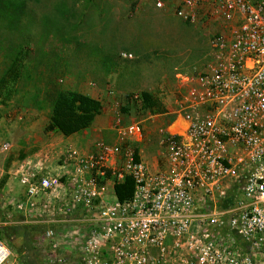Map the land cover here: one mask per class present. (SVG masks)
Here are the masks:
<instances>
[{"label": "built area", "instance_id": "obj_1", "mask_svg": "<svg viewBox=\"0 0 264 264\" xmlns=\"http://www.w3.org/2000/svg\"><path fill=\"white\" fill-rule=\"evenodd\" d=\"M149 2L207 30L209 47L196 70L175 75L165 112L183 127H156L158 165L141 155L142 121L123 122L115 112L114 142L96 138L90 150L67 145L56 161L60 173L44 167L46 150L43 159L33 152L14 164L23 194L14 207L31 209L44 198L52 210L56 202L60 219L72 223L73 264H148L153 251L167 250L182 251L190 264H264V0ZM126 98L141 110L140 95ZM8 149L0 143V153ZM125 176L132 193L119 202L112 185ZM55 235L44 231L49 243ZM6 256L0 242V263Z\"/></svg>", "mask_w": 264, "mask_h": 264}, {"label": "rangeland", "instance_id": "obj_2", "mask_svg": "<svg viewBox=\"0 0 264 264\" xmlns=\"http://www.w3.org/2000/svg\"><path fill=\"white\" fill-rule=\"evenodd\" d=\"M22 1L26 15L31 16L32 21L28 25H20L19 28L23 29L19 34L6 32L0 28V65L7 43L18 41L20 36L26 38L24 43L29 52V60L35 56L38 48L59 52L63 65L61 73L57 75V82L67 89L79 91L93 89L95 98L100 99L102 106L110 108L111 117L118 112L123 122L134 119L142 121L143 127L147 130L146 134L149 135L140 148L143 149V154L153 156L157 140L156 127L168 117L166 107L163 108V112L158 111L152 113L155 115L149 116L147 110L141 109V112L135 113L136 103L130 104L128 99L124 98L127 93L140 95L141 91H147L160 99L163 107L164 105L169 107L176 73H189L193 66L197 67L206 59L205 53L209 49L207 30L191 28L192 25L181 22L171 11L157 10L148 5L134 7L126 0ZM41 21H46L50 30L55 29L54 27L59 28L60 33H48L46 36ZM123 53L130 54V57H122ZM107 88L115 90V95H108ZM34 110L21 106L13 97L0 96V143L3 141L9 143V149L0 153V188L3 185L7 188V196L13 191L8 189L13 183L4 184L8 177L5 168L8 167L10 160L19 159L20 154L23 157L30 154L28 150L26 151L28 145L24 141L27 133L23 127L34 120L39 124L44 122L45 128L46 107ZM39 137L41 140L36 143L33 152L43 159L44 156L41 154L46 150V160L57 161L56 158L61 157L60 152L63 149L60 151L59 147L50 142L49 139L52 137L42 134ZM90 138L91 136L88 137ZM91 140H94V137ZM73 146L78 147L76 144ZM6 201H10V198ZM40 201L41 199L35 207L29 209L32 211L30 214H35L36 220L42 218ZM52 204V214L57 213L55 208L58 204L56 202ZM5 207L9 212V205ZM26 209L21 211L25 212ZM83 224L80 223L81 230L87 227V224ZM65 228L72 230L71 224ZM62 230V232L56 230L54 240H50L48 244L49 254L44 252V255L37 256L36 264L74 263L71 259L61 256L59 253L62 251L58 252L59 237L63 236V233L66 239L67 234L64 228ZM38 241L44 248L46 247L40 238ZM0 242L7 250V256L0 264L25 263V254L16 249L10 237L6 240L0 239ZM51 242L56 244L53 250ZM66 242L74 245L72 240ZM38 247L42 246L38 244ZM154 252L148 264H190L189 257L182 255V251L173 253L167 250L163 256Z\"/></svg>", "mask_w": 264, "mask_h": 264}, {"label": "trees", "instance_id": "obj_3", "mask_svg": "<svg viewBox=\"0 0 264 264\" xmlns=\"http://www.w3.org/2000/svg\"><path fill=\"white\" fill-rule=\"evenodd\" d=\"M26 14L22 0H0V28L6 32L19 34L23 29L19 28L20 25H28L32 21V17ZM40 23L46 36L48 33H60L57 27L53 30L47 28L46 21ZM25 41L26 38L20 36L18 41L6 45L0 65V96L13 97L26 108L38 110L46 107L47 123L43 132L54 131L67 136L88 127L101 110L100 101L79 90L63 88L56 80L63 65L59 52L38 48L35 56L29 60ZM162 104L160 99L149 92H140V109L150 114L163 112ZM19 157L21 159L22 154ZM132 188V179L128 176L114 182V198L119 202L128 200Z\"/></svg>", "mask_w": 264, "mask_h": 264}, {"label": "crops", "instance_id": "obj_4", "mask_svg": "<svg viewBox=\"0 0 264 264\" xmlns=\"http://www.w3.org/2000/svg\"><path fill=\"white\" fill-rule=\"evenodd\" d=\"M141 5H148L150 6V8H154L149 2V0H146V2H143L139 6ZM191 28L196 29L197 27L192 25ZM194 41L195 43L197 42V40H194ZM207 45H208V40H207ZM199 65L197 67L193 66L191 68V71L196 70L199 67ZM80 92L87 94L93 98L96 97L93 94L94 92L93 89L87 90V91L84 90ZM165 107L167 106L164 105L163 108L165 109ZM111 114L112 112L110 111V108L103 107L101 103L100 112L94 117L92 123L88 127L78 132L67 135V136H63L54 131L43 132L44 122H42V124H39L37 123V121L31 120V122L27 124V126L23 127L24 131L27 133L25 137V141H24L25 144L28 145L26 148V151L28 150L30 154L25 155L21 159L27 158L32 154L36 143H39L41 140L39 137L41 136V134L46 137H52L49 139L50 142H52V144H54L56 147H59L60 151L63 149V151L61 152L59 151L61 153V157L59 158H62V159L65 158L63 153H64V148L67 145L76 144L78 145V147L81 146L80 148L82 150H90L92 146V141H93L91 140L92 137H94V139L96 138L102 139L104 142H107V143H112L114 142V132L111 130V122H112ZM178 122H181L180 119H177L176 121H174V117L168 114V117L163 119L162 123L160 122L161 125H158V126H165L168 131L174 132L178 125H179L178 129H180L181 127V125ZM46 123H47V119L45 120V124ZM174 123H176V125L173 128H169ZM147 135H149V133L146 134V136ZM89 136H91L90 139H88ZM144 144H145V141L142 142L140 147ZM154 146L155 147L153 149L154 151L153 156L149 154L147 155L143 154L144 151L141 148H140V152H141V155L150 163V165H153L155 167L156 165H158V160L156 157L157 142L154 144ZM50 147L54 148L51 145ZM59 158H56V159H59ZM21 159L14 158L10 160L8 167L5 168V173L8 175V177L7 179H5L4 184L12 182L13 183L12 186H10L8 189L9 191H12V190L13 191L9 193L7 196V193H8L7 188L4 185L0 188V229H1L0 239L6 240V238L10 237V241L15 244L16 249L19 250L21 253L25 254L26 259H25V263L23 264H36L35 258L37 256H40L41 254L44 255V252L47 255L49 254V248H48L49 240L43 237L45 229L53 228L55 231L58 230V232H62L63 231L62 229L64 228L65 232L67 233L66 234L67 240L73 241V236H70V230L65 228V226H68L70 224L72 225V223L67 221L66 219H64V221L60 219L61 217L60 212L58 214L56 212H53L54 214H52L51 209L49 210L48 208L44 207V198L36 199V204L39 203V200L41 199L40 211L42 212V218L40 220L35 219V216H34L35 214H30L32 211H30L28 207H25L27 208L25 212L19 209H16L14 207V204H13L14 198H17V197L23 198L22 191L19 192L17 189H15V185L17 182H16V178H14L12 174L13 165L14 164L17 165L18 162L21 161ZM43 165L51 173L61 172V170L59 169V166L56 164V161L45 160L43 162ZM9 198H10V201L7 202L6 200ZM7 204L9 205V210H10L9 212H7V209L5 207V205ZM71 221H73V219H71ZM37 230H40L41 232L36 233L35 231ZM22 233H23V236H22ZM62 235L63 236L60 235L59 237L60 242L58 241V247H59L58 252L62 251V253H59V254H62L61 256L65 258L67 257L68 259H71L72 261L75 262L77 247H75V244L71 245L72 243L66 242L65 235L63 233ZM38 238H40L42 241V244L46 246L45 248L43 247V245H41V243H39ZM22 243L23 245H21ZM38 244H40V246L42 247L39 248ZM43 264H48V263L44 262Z\"/></svg>", "mask_w": 264, "mask_h": 264}, {"label": "bare ground", "instance_id": "obj_5", "mask_svg": "<svg viewBox=\"0 0 264 264\" xmlns=\"http://www.w3.org/2000/svg\"><path fill=\"white\" fill-rule=\"evenodd\" d=\"M178 123L181 125V127H183V124H181V122H178ZM175 125L176 123L172 124L169 128H173Z\"/></svg>", "mask_w": 264, "mask_h": 264}]
</instances>
